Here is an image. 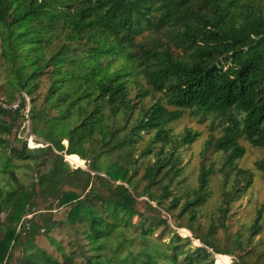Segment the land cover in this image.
<instances>
[{"label": "trees", "instance_id": "16d2710c", "mask_svg": "<svg viewBox=\"0 0 264 264\" xmlns=\"http://www.w3.org/2000/svg\"><path fill=\"white\" fill-rule=\"evenodd\" d=\"M0 58L19 95L16 108L0 104V176L18 185H0V264H229L218 234L255 179L239 166L242 142L264 148V0H0ZM186 114L220 129L204 152L221 166H203L195 187L183 150L201 133L172 129ZM27 120L48 146L27 147ZM19 171L33 174L28 189ZM216 172L221 200L202 233ZM50 202L64 219L39 209ZM166 215L201 246L173 229L156 239ZM262 220L237 238L234 264H264Z\"/></svg>", "mask_w": 264, "mask_h": 264}, {"label": "rangeland", "instance_id": "374dc122", "mask_svg": "<svg viewBox=\"0 0 264 264\" xmlns=\"http://www.w3.org/2000/svg\"><path fill=\"white\" fill-rule=\"evenodd\" d=\"M4 70L5 67L0 58V87L2 88L0 94V104H3L6 108H14V106H17L18 104L19 95L16 94L7 85V77ZM23 126L25 127L26 134L29 138V134L31 132V122L28 120L24 123ZM187 128L201 133V137H199L193 145L186 147L183 150V163L185 165L183 179L186 181L187 186L195 187L197 185V179L203 166L207 168L214 167L216 171H218L221 166L222 156L220 154L214 153L213 149L204 152L206 143L213 137L219 136L220 129L212 127V120L210 118L205 119L201 122L200 118L193 117L189 114H186L180 121L172 125V129L176 134L183 133ZM9 139L10 141H13L14 136L9 137ZM35 139L37 140V142L45 143L43 140L38 139L37 137H35ZM14 144L17 148H21L20 143L16 142ZM242 145L247 149V153L244 158L240 160L239 166L243 169L252 171L254 173L255 179L252 188L247 192V194L232 206L231 213L226 222L228 229L226 231L220 230L218 234L219 246H221L223 249L232 250L235 253L234 257L228 256L229 264H234L238 260L240 252L235 247V242L237 238L240 237L239 235H244V237L241 236L239 240H242L244 242L248 240L249 236L247 234V231L254 223V220L256 219L259 211H262L263 213V220L261 222L262 231L254 238L253 241L255 245H257L259 251H262L264 253V175L263 172L256 167L257 162L264 161V148H253L246 142H242ZM66 160L74 169H76L77 166H81L82 169L88 170L86 163L84 165L83 163L73 162L67 156ZM22 164H25V162H22ZM18 175L20 177L21 184H24V187H27L28 189V187H30V183L32 182L33 174L25 171H19ZM0 185L4 187L7 186L11 189H16L18 186L17 184H14L12 182L9 175L5 174L3 176H0ZM221 187L222 176L220 173L216 172L211 181V190L213 192V197L206 205L201 208V213L204 216L200 220V232L202 233L210 223V215L217 211L221 200ZM47 208H51V212L55 214L57 219H64L66 217V207L58 208L56 202H50L46 206H40L39 209L44 210ZM165 217L168 219L170 229L158 230L155 235L156 239H159L161 241H168L170 238L168 235L169 230L173 229L177 230L182 237L191 238L193 241L192 248L201 246L200 242L193 238L191 232L186 229H177L175 227V221L167 215ZM3 218L5 219L6 217L3 216ZM51 235L56 240L62 242V244L67 248V244L69 241V232L66 227L56 228ZM36 242L39 247L45 249L53 256L60 258L57 250L49 244L48 240L44 236L38 237ZM11 256L15 259L17 256H19V251L13 248V250L11 251ZM6 262L8 263L9 261ZM218 264H223V262H219L218 260Z\"/></svg>", "mask_w": 264, "mask_h": 264}, {"label": "built area", "instance_id": "2783aa9c", "mask_svg": "<svg viewBox=\"0 0 264 264\" xmlns=\"http://www.w3.org/2000/svg\"><path fill=\"white\" fill-rule=\"evenodd\" d=\"M17 106H18V104H17ZM17 106H14V108H16ZM26 117H27V119L29 118L28 113H27ZM46 146H48V145H46L43 142H37V140L35 139L34 135H32L31 132H30L29 138H28V142H27V147L29 149H32V150L41 149V148H45Z\"/></svg>", "mask_w": 264, "mask_h": 264}, {"label": "water", "instance_id": "95a60500", "mask_svg": "<svg viewBox=\"0 0 264 264\" xmlns=\"http://www.w3.org/2000/svg\"><path fill=\"white\" fill-rule=\"evenodd\" d=\"M66 144H68V142H66Z\"/></svg>", "mask_w": 264, "mask_h": 264}]
</instances>
